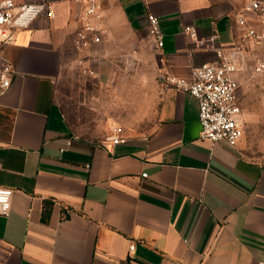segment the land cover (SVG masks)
Returning a JSON list of instances; mask_svg holds the SVG:
<instances>
[{
    "label": "crops",
    "instance_id": "1",
    "mask_svg": "<svg viewBox=\"0 0 264 264\" xmlns=\"http://www.w3.org/2000/svg\"><path fill=\"white\" fill-rule=\"evenodd\" d=\"M14 1H46L53 16L5 49L16 74L0 97V188L14 193L0 216V264H264V139L253 134L263 117L243 107L240 87L243 137L204 140L197 99L167 82L189 79L218 49L233 53L238 21L255 19L250 0H104L108 34L83 52L74 2ZM151 13L163 36L154 122L124 131V144L75 134L59 99L68 67L104 77L112 44L149 35ZM259 56L255 45L235 54L238 81L262 78L251 77Z\"/></svg>",
    "mask_w": 264,
    "mask_h": 264
},
{
    "label": "built area",
    "instance_id": "2",
    "mask_svg": "<svg viewBox=\"0 0 264 264\" xmlns=\"http://www.w3.org/2000/svg\"><path fill=\"white\" fill-rule=\"evenodd\" d=\"M71 1L80 8L76 50L83 52L101 44L108 34L104 0ZM245 11L253 13L255 19L249 21L243 17L238 21L242 28L241 41L233 53L218 49L217 60L191 67L189 79L167 78L170 85L188 92L197 99L201 138L211 142L223 141L232 147L236 146L244 135V128L239 122L242 113L239 96L241 85L237 79L244 66L238 65L235 54L242 53L252 45L258 46L264 52V5L256 0H250L245 5ZM42 14L53 16L46 1L18 4L14 0H0V97L9 91L16 74L5 55V49L14 44L19 32L29 28ZM159 23V18L155 14L148 15L150 34L157 46L162 48L163 36ZM185 32L191 36L196 34L193 27H186ZM84 72L95 75L94 71L87 68ZM263 74L264 56H259L251 70V77ZM109 139L113 144L127 142L124 130L120 126L112 128ZM13 193L12 189L0 188V216L9 215ZM134 246L132 244L129 251H132Z\"/></svg>",
    "mask_w": 264,
    "mask_h": 264
},
{
    "label": "rangeland",
    "instance_id": "3",
    "mask_svg": "<svg viewBox=\"0 0 264 264\" xmlns=\"http://www.w3.org/2000/svg\"><path fill=\"white\" fill-rule=\"evenodd\" d=\"M110 49L104 77L100 72L85 73L78 64L69 66L63 77L61 108L73 132L81 137L101 140L115 126L138 135L145 133L155 119L160 57L154 39L149 33L115 42ZM260 77L262 81L240 78L239 82L243 107L247 105L264 119V74ZM247 86L253 90L246 91ZM253 134L256 140L264 139V120Z\"/></svg>",
    "mask_w": 264,
    "mask_h": 264
}]
</instances>
